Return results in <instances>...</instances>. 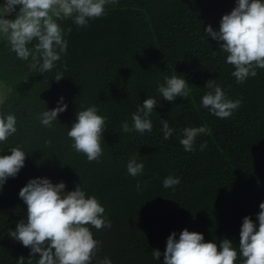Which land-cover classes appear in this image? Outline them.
<instances>
[{
    "label": "trees",
    "instance_id": "16d2710c",
    "mask_svg": "<svg viewBox=\"0 0 264 264\" xmlns=\"http://www.w3.org/2000/svg\"><path fill=\"white\" fill-rule=\"evenodd\" d=\"M234 7L235 0H119L87 27L58 21L65 32L72 28L65 35L67 52L44 74L32 72L31 58L20 60L0 38V84L8 88L0 114L17 119V132L0 142V155H10L11 147L26 151L25 166L0 191V264H17L20 256L28 264L30 249L14 241L9 229L26 219L19 191L33 178L62 181L66 191L80 184L105 208L112 227L97 231L89 226L102 242L93 264L105 257L112 264H163L168 236L176 232L179 239L184 229L218 246L228 239L238 249L243 218L250 216L258 227L256 216L264 202V69L238 84L225 62L227 54L204 33L208 25L218 31L222 16ZM57 72L64 74L59 82ZM175 74L189 83L190 95L169 102L157 87ZM211 79L227 98L242 101L230 118L201 107ZM61 97L66 111L51 129L45 128L38 115L56 108ZM148 97L158 101L150 116L152 131L124 133L122 122L131 127L132 113ZM90 106L107 118L99 162L75 152L67 137L76 112ZM161 120L174 129L167 140ZM188 126L209 130L197 136L194 152L179 142ZM204 142L207 147L200 151ZM133 155L144 164L137 177L126 170ZM170 175L180 183L164 188ZM153 250L161 252L159 261Z\"/></svg>",
    "mask_w": 264,
    "mask_h": 264
},
{
    "label": "clouds",
    "instance_id": "9594fccd",
    "mask_svg": "<svg viewBox=\"0 0 264 264\" xmlns=\"http://www.w3.org/2000/svg\"><path fill=\"white\" fill-rule=\"evenodd\" d=\"M119 0H4L0 5V36L9 50L22 61H29L32 72L44 74L56 67L61 55L66 54L68 41L66 32L58 23L72 20L78 28L89 25V21L106 14L107 5H116ZM17 6L18 11H17ZM15 13L14 19L5 18ZM207 37L215 40L219 51L226 53V63L233 67L231 75L238 84L249 77L257 76V69H264V0H235V7L224 14L219 22L218 31L208 25L204 30ZM36 41L32 48L29 45ZM215 55V51L213 52ZM63 72H57L54 79L59 82ZM208 91L201 97V107L220 119L230 118L242 101L227 98L216 79L206 81ZM160 96L174 102L177 97L187 99L190 95L189 83L177 74L165 76L158 84ZM158 101L148 97L143 105L137 106L132 113V126L122 122L124 133L132 131L144 134L151 132L153 125L151 113ZM67 104L61 97L57 107L45 110L37 117L42 126L51 129L58 115L66 111ZM106 117L98 114L95 106L76 112V120L67 131L72 141L71 148L86 156L88 162H99L103 155V133L106 130ZM163 138L172 137L174 129L167 120H161ZM17 119L14 114H0V142H6L17 132ZM206 126L185 127L181 130L180 144L186 152H194L197 136L208 134ZM50 144L51 141H46ZM207 142L199 146L203 151ZM10 155H0V191L9 178H15L25 166L26 151L22 147H11ZM144 164L133 155L126 164L127 175L137 177L143 173ZM180 183L179 177L168 176L163 180L164 188H172ZM140 184L137 183L139 189ZM66 184H54L48 178H33L19 191V198L27 206L26 219L20 220L15 230L9 229V236L30 249L28 264L38 257L36 264H93L102 242L94 239L90 229L97 231L112 227L104 215L105 208L95 196H89L77 184L75 190L66 191ZM256 219L245 216L240 228L238 249L228 239L205 242L199 232L184 229L179 234L172 232L166 241L163 264H264V202L259 204ZM159 250L152 256L159 261ZM17 264H25L20 256ZM96 264H112L105 257L96 259Z\"/></svg>",
    "mask_w": 264,
    "mask_h": 264
},
{
    "label": "rangeland",
    "instance_id": "374dc122",
    "mask_svg": "<svg viewBox=\"0 0 264 264\" xmlns=\"http://www.w3.org/2000/svg\"><path fill=\"white\" fill-rule=\"evenodd\" d=\"M3 3L0 2V5H2ZM19 6H17L18 9ZM18 11V10H17ZM8 18V17H7ZM12 18V17H10ZM0 38H3L2 36H0ZM8 90L7 87H5L3 84H0V101L4 100L6 97L5 91ZM4 91V92H3Z\"/></svg>",
    "mask_w": 264,
    "mask_h": 264
},
{
    "label": "water",
    "instance_id": "95a60500",
    "mask_svg": "<svg viewBox=\"0 0 264 264\" xmlns=\"http://www.w3.org/2000/svg\"><path fill=\"white\" fill-rule=\"evenodd\" d=\"M14 16H15V13H12V14L6 16V17H14Z\"/></svg>",
    "mask_w": 264,
    "mask_h": 264
},
{
    "label": "flooded vegetation",
    "instance_id": "af4514ba",
    "mask_svg": "<svg viewBox=\"0 0 264 264\" xmlns=\"http://www.w3.org/2000/svg\"><path fill=\"white\" fill-rule=\"evenodd\" d=\"M1 3H4V0H0ZM15 17V16H14ZM10 18V17H9Z\"/></svg>",
    "mask_w": 264,
    "mask_h": 264
}]
</instances>
